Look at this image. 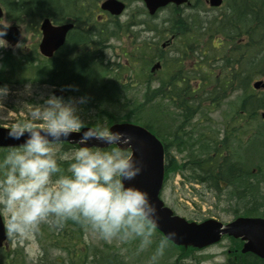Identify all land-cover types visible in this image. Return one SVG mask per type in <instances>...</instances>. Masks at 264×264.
Instances as JSON below:
<instances>
[{
    "label": "trees",
    "instance_id": "trees-1",
    "mask_svg": "<svg viewBox=\"0 0 264 264\" xmlns=\"http://www.w3.org/2000/svg\"><path fill=\"white\" fill-rule=\"evenodd\" d=\"M99 3L100 0H0L9 22H27L35 28L43 19L54 25L75 24L51 59L42 58L36 49L11 58L1 55L0 86L16 85L22 79L25 83L45 82L63 88L65 100L85 97L82 107L87 112L93 111L95 119L83 121L82 127L89 126L97 132L102 124L108 129L119 122L144 127L163 144L165 171L169 169L170 151H182L175 174L182 176L193 192L196 189L192 185H197L217 199L224 198L233 218H264V164L247 168L233 146L235 140L244 136V129L250 127L247 137L253 140L251 148L264 154V90L252 89L255 81L264 82V0H223L219 8L209 7L205 0H188L178 7L167 5L153 16L142 6L137 15H129L128 21L122 23H113L112 18L101 23L97 17ZM130 29L135 30V40L128 51L129 68L118 67L116 74L110 76L105 63L109 42L120 34L132 33ZM163 40V49L155 48ZM153 61H159L160 68L151 73L149 66ZM131 68L137 73L133 76L139 79L135 84L142 90L138 98L124 106L125 110L116 106L117 114L112 113L108 101L128 90L121 81L125 71L132 73ZM68 85L76 90L67 88ZM230 98H234L231 125L224 135L219 137L216 132L209 133L192 125ZM255 122L260 124L252 129ZM75 147L63 143L58 154ZM6 150L0 149V154ZM59 163L67 168V161ZM42 229L48 230L47 225ZM56 231L52 243L68 258L76 251L74 244L82 246L87 232L72 221ZM168 245L172 252L166 256L165 263L185 264L187 259L176 252L177 248ZM149 254L150 251L145 255ZM78 256L79 264H85L81 254L76 253L75 258ZM231 257L234 258L227 259L225 264H264V260L251 254L236 252ZM90 258V264L141 261L128 259V255L106 244L91 253ZM10 260L15 264L13 258ZM0 264L6 263L0 260ZM59 264H72V260Z\"/></svg>",
    "mask_w": 264,
    "mask_h": 264
},
{
    "label": "clouds",
    "instance_id": "clouds-1",
    "mask_svg": "<svg viewBox=\"0 0 264 264\" xmlns=\"http://www.w3.org/2000/svg\"><path fill=\"white\" fill-rule=\"evenodd\" d=\"M8 27L0 20V49L9 47L4 38ZM66 87L76 90L73 85ZM8 94V87L0 86V112L5 111ZM23 95H31L30 84ZM41 99L42 103L32 104L25 121L7 133L14 140L24 136L23 142L0 154V218L6 221L8 235L23 237L37 232L41 224L60 229L72 221L99 241L117 243L122 253L135 242L136 254L151 250L145 264H159L174 234L154 240L155 206L147 192L125 186L142 170L130 149L132 137L107 128L98 134L86 130L75 148L60 155L69 134L84 125L77 104L86 98L65 100L49 92ZM92 139L116 147L88 146ZM59 161H67V168Z\"/></svg>",
    "mask_w": 264,
    "mask_h": 264
},
{
    "label": "rangeland",
    "instance_id": "rangeland-1",
    "mask_svg": "<svg viewBox=\"0 0 264 264\" xmlns=\"http://www.w3.org/2000/svg\"><path fill=\"white\" fill-rule=\"evenodd\" d=\"M103 0H100L102 2ZM126 4V11L124 14L116 18L112 17V22L116 21L119 23L126 22L129 19V15H137V10L141 9L143 3L140 0H121ZM100 4V3H99ZM98 4V6H99ZM145 9V8H144ZM99 11V10H98ZM146 11V10H145ZM4 17L0 20H6L5 11ZM102 13H97L98 20L101 23H106L109 18L101 15ZM9 26H17L20 30V37L17 44H20V48L8 47L0 49V60L1 55H6L8 57H16L20 54H29L33 49L37 50L38 44L40 42V34L37 32L38 28H35L33 25L27 24V22L14 23L7 21ZM132 33L130 34H120L116 39H112L109 42V49L105 52V63L109 67L110 76L116 74V69L118 67L129 68L128 60L131 59L128 57L129 50L133 46L135 37L133 33L135 30L130 29ZM145 35V34H143ZM152 37V36H151ZM147 41V40H145ZM164 40L155 45V48L163 49L162 44ZM16 44V45H17ZM150 45V44H148ZM153 61L152 63H154ZM149 68H151L149 66ZM133 70V68H131ZM135 69L129 73L126 71L122 74V86H127L128 90H124L119 96H114L112 101H108L112 104V108L108 109L110 112L117 114L116 106H120L125 110V105H130L136 98H138L139 91L141 92L142 88L135 84V81L139 79L133 76ZM131 78V80L128 79ZM31 85V95H23L25 90V85ZM6 85V84H5ZM9 89V94L4 100L5 111L0 112V128L10 129L16 124L25 121L27 114L30 111L32 104L42 103L41 97L46 98L48 93L56 89V87L49 86L44 83H25L24 80L20 79L16 85H6ZM77 98V97H71ZM117 99V100H116ZM234 105V98L227 99L217 110L213 109L209 111L210 114L203 116L192 123L194 127L203 128L207 132H216L219 134V137L228 132L230 124L231 111L230 109ZM170 108V107H165ZM78 114L82 121L88 122L95 119L93 111L87 112L83 109L82 104H77ZM122 113V112H120ZM173 115L170 114V116ZM101 118V117H100ZM98 121H103L98 119ZM170 123H168L169 125ZM260 124L255 122L252 124L251 128ZM170 126V125H169ZM260 126V125H259ZM104 127V124L101 126ZM247 127L244 129V136H241L240 146L238 145V140L234 141V152L236 156H240L243 159L247 168H252L258 165L264 164V154L262 152L254 151L251 148V137H247ZM172 139V135L169 137V140ZM168 140V142H169ZM61 148H59L60 150ZM182 151L171 150L168 154L167 163L169 169L165 171L163 188L160 193V199L164 204L170 208L176 215L185 219L189 222L199 223L202 220L213 219L223 224H227L232 221L234 218L229 213V204L226 203L224 198L217 199L214 195L203 190L197 185H192L196 189V192H193L191 185L186 183L182 176L175 174L176 166L181 162ZM6 226V221L4 220ZM46 224H41L39 230L35 233L20 237V236H9L5 249H0V260H3L6 264H12L10 258H13L15 264H59L62 261L67 262V259L72 260V264L81 263L79 256L75 258V254H81L82 260L85 264H90L91 253L98 252L101 247L106 244L112 246L114 249L120 251V245L113 242L111 244L105 243L103 241L97 240L89 231L83 235L82 246L79 247L80 243L74 244L76 251L71 254V257L68 258V255L61 250L59 246H56L52 243V237H56L58 232L54 229V234L52 236V228L47 225L48 230H43L42 226ZM162 236L155 232L154 240L158 241ZM242 243L239 240L235 239H224L219 243L204 248L200 250H195L192 247L187 248H177L176 252L183 258L187 260L185 264H225L227 259L234 258L231 257L234 253L240 252ZM128 251L124 254L128 255V259H140L141 261H136V264H145L147 256L145 255L151 250L136 254L135 252V242L131 245H128ZM171 246H167L164 256L161 258L165 263V258L168 253L172 251L169 249ZM182 249V250H181ZM12 256V257H11ZM7 260V261H5ZM171 264V262H168Z\"/></svg>",
    "mask_w": 264,
    "mask_h": 264
},
{
    "label": "water",
    "instance_id": "water-1",
    "mask_svg": "<svg viewBox=\"0 0 264 264\" xmlns=\"http://www.w3.org/2000/svg\"><path fill=\"white\" fill-rule=\"evenodd\" d=\"M149 16H153L156 12L167 5L176 7L186 4L188 0H140ZM211 8H219L223 0H206ZM100 9L109 13L111 16H120L125 12V4L120 0H105L100 4ZM3 11L0 8V18ZM73 25L63 24L55 26L50 20L44 19L39 25L41 32V40L38 50L41 56L51 58L65 42L67 33L72 29ZM20 31L14 26H9L7 35L4 37L10 47H14L19 40ZM160 68L157 63L151 68V72ZM254 90H264V82L256 81L252 84ZM54 95L62 98L66 97V93L55 89ZM264 118V115H262ZM110 131L124 132L132 137L130 149L133 152V158L139 159L142 163L140 174L132 181L125 182V186L131 184L136 188L148 193L150 202L156 208L157 228L163 237L169 233L174 236L170 242L177 247H192L203 249L215 245L223 236L240 240L243 245L242 254H252L255 257L264 260V219L263 218H244L239 217L235 220L223 224L213 219L203 221L201 223L188 222L185 219L175 215L171 209L166 207L159 197L164 179V151L161 142L145 128L131 123H115L108 128ZM90 131L98 134L93 128L84 127L79 131L69 134L64 143L75 145L84 131ZM10 129L0 128V148L8 149L9 147L19 145L23 142L24 136L19 140L8 137L7 133ZM26 135V134H25ZM99 139V137H98ZM92 139L88 141V146H98L103 149L113 145H106L101 140ZM115 146V145H114ZM126 147V145H120ZM116 147V146H115ZM7 239V233L3 218H0V248H2Z\"/></svg>",
    "mask_w": 264,
    "mask_h": 264
},
{
    "label": "flooded vegetation",
    "instance_id": "flooded-vegetation-1",
    "mask_svg": "<svg viewBox=\"0 0 264 264\" xmlns=\"http://www.w3.org/2000/svg\"><path fill=\"white\" fill-rule=\"evenodd\" d=\"M102 14L101 15H99V16H102V15H104L105 17H107V18H110L109 16H108V14H106V13H104V12H101ZM72 24H74V23H72ZM74 27H75V24H74ZM69 34V33H68ZM168 126V125H167ZM167 160H168V155H167Z\"/></svg>",
    "mask_w": 264,
    "mask_h": 264
},
{
    "label": "bare ground",
    "instance_id": "bare-ground-1",
    "mask_svg": "<svg viewBox=\"0 0 264 264\" xmlns=\"http://www.w3.org/2000/svg\"><path fill=\"white\" fill-rule=\"evenodd\" d=\"M205 3H206V0H205ZM206 5H207V3H206Z\"/></svg>",
    "mask_w": 264,
    "mask_h": 264
}]
</instances>
